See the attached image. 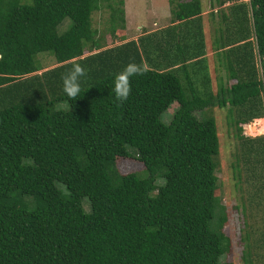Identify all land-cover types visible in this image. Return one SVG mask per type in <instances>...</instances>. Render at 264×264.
Segmentation results:
<instances>
[{
  "label": "trees",
  "instance_id": "16d2710c",
  "mask_svg": "<svg viewBox=\"0 0 264 264\" xmlns=\"http://www.w3.org/2000/svg\"><path fill=\"white\" fill-rule=\"evenodd\" d=\"M225 2L211 45L222 74L210 81L204 57L192 63L198 80L186 62L202 55L204 37L177 31L181 22L197 29L200 0H167L177 23L106 48L91 14L107 7L113 36L124 27L123 0H0V264H230L221 262L230 241L214 195L211 107L226 108L237 180L248 167L264 190V133L242 130L263 116L264 0L208 6ZM45 53L55 65L42 69ZM72 61L87 72L75 101L61 81ZM130 61L148 71L131 78L121 103L114 74ZM118 158L143 169L120 173ZM242 239V263L264 264V231Z\"/></svg>",
  "mask_w": 264,
  "mask_h": 264
},
{
  "label": "rangeland",
  "instance_id": "374dc122",
  "mask_svg": "<svg viewBox=\"0 0 264 264\" xmlns=\"http://www.w3.org/2000/svg\"><path fill=\"white\" fill-rule=\"evenodd\" d=\"M202 6L201 18L198 21L197 29L195 23L187 26L183 22L178 23L177 31L184 32L181 26L191 28V31L200 32L203 40V53L199 57L189 59L187 62L189 72L194 75L195 80L200 79L202 71H199L192 63L197 58L204 57L206 59L207 70L210 81L213 76L222 74V69H217L219 65L216 63V57L213 56L215 50L211 47L213 37L218 28H222L220 21L221 16L218 11L219 8L226 7L232 2H225L221 7H209L208 0H200ZM244 2H248L242 0ZM122 9L124 18V27L118 28L116 33L112 36L108 32V15L109 10L102 5L98 10L91 14V25L97 29V36L102 39L103 48L110 47L119 43L120 41L135 40L141 35L148 34L165 28L166 26L175 24L177 22H170V11L167 0H123ZM69 24V20L64 18L62 23L57 26V32L65 31ZM122 36L121 40L119 36ZM86 54V52H85ZM39 62L42 69L50 68L55 65L54 60L49 54L38 55ZM258 63V60H255ZM259 68V67H258ZM260 69V68H259ZM223 83L229 85L231 81L224 78ZM66 107V103L57 104V107ZM176 104L171 105L166 110L164 117L168 121L170 114L173 112ZM211 113L215 118L217 124V134L219 139V147L217 154L218 166L216 175L220 181L217 189L214 191L221 203L224 205V212L220 215V226L223 233L229 238L230 246L225 256L222 257L221 262L230 264H243L241 253L243 249V237L248 235L249 242H255L259 238L261 232L264 231V190L259 189L258 181L255 176L248 172V167L242 168V175L240 181L237 180L234 165L235 158V139L229 123L226 122V108H219L217 106L211 107ZM163 115V114H162ZM163 115V116H164ZM242 130L249 136H256L264 133V108L261 119H254L242 125ZM116 167L120 173L141 172L143 166L140 162L130 158H118L116 160ZM253 194L256 196L251 197ZM263 195V196H262ZM261 198L258 200V198ZM244 203V211L241 210V204ZM84 209L88 210L86 200L82 201Z\"/></svg>",
  "mask_w": 264,
  "mask_h": 264
},
{
  "label": "clouds",
  "instance_id": "9594fccd",
  "mask_svg": "<svg viewBox=\"0 0 264 264\" xmlns=\"http://www.w3.org/2000/svg\"><path fill=\"white\" fill-rule=\"evenodd\" d=\"M2 58L3 53H0V59ZM147 71L148 68L145 64L130 61L121 71L114 74L113 92L116 100L121 103L127 101L132 91L131 78L143 76ZM86 74V69L78 61H72V68L62 74V90L69 100L75 101L81 97V78Z\"/></svg>",
  "mask_w": 264,
  "mask_h": 264
},
{
  "label": "built area",
  "instance_id": "2783aa9c",
  "mask_svg": "<svg viewBox=\"0 0 264 264\" xmlns=\"http://www.w3.org/2000/svg\"><path fill=\"white\" fill-rule=\"evenodd\" d=\"M245 1H248V0H245Z\"/></svg>",
  "mask_w": 264,
  "mask_h": 264
}]
</instances>
